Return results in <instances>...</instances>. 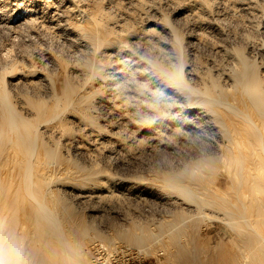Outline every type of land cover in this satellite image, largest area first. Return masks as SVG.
<instances>
[{
    "label": "rangeland",
    "instance_id": "1",
    "mask_svg": "<svg viewBox=\"0 0 264 264\" xmlns=\"http://www.w3.org/2000/svg\"><path fill=\"white\" fill-rule=\"evenodd\" d=\"M256 107L264 0H0V264H74L63 233L89 264H264L234 202Z\"/></svg>",
    "mask_w": 264,
    "mask_h": 264
},
{
    "label": "bare ground",
    "instance_id": "2",
    "mask_svg": "<svg viewBox=\"0 0 264 264\" xmlns=\"http://www.w3.org/2000/svg\"><path fill=\"white\" fill-rule=\"evenodd\" d=\"M240 71V70H239ZM179 73V72H178ZM239 73V72H238ZM173 75H171L170 74V76H171V78L173 79L174 78V76L176 75V77H177V75L178 74H175V73H172ZM235 74H236V72H235ZM251 73H249L248 71H246L245 69H242L241 70V72L239 73V75H240V77L239 78H241V79H239L238 77H237V79H239V80H236V81H238V83H239V85H241V89L240 90H242L241 91V93L242 92H244V93H247V96L249 97V101L252 103V104H256V106L258 105V103H259V101H260V95L259 94H257V93H255L254 91H253V89L252 88H254L253 86H252V81H253V77H254V75H250ZM180 75V74H179ZM238 75V76H239ZM173 76V77H172ZM182 79V78H181ZM180 79V76H179V81L181 80ZM236 79V78H235ZM177 81V80H176ZM234 83H235V80H234ZM236 84V83H235ZM234 84V85H235ZM215 85H217V84H215ZM237 86V85H236ZM216 88H217V86H216ZM239 89V88H238ZM220 90V89H219ZM239 90V91H240ZM223 92V91H222ZM221 92V93H222ZM243 93V94H244ZM243 94H241V100H243L242 99V97H243ZM246 95V94H245ZM210 97V96H209ZM248 97H247V99H248ZM213 97H211V101L213 100L212 99ZM214 99H218L219 100V97L218 98H214ZM220 99H222V98H220ZM223 100V99H222ZM219 101H221V100H219ZM224 101V100H223ZM222 101V102H223ZM226 101V100H225ZM224 101V103H226ZM244 101H245V99H244ZM215 102V101H214ZM218 102V101H217ZM216 102V103H217ZM247 102V101H246ZM220 103V102H219ZM227 103H229V102H227ZM243 103V102H242ZM245 103V102H244ZM228 105V104H227ZM248 105V104H247ZM260 105V104H259ZM258 105V106H259ZM261 107V106H260ZM260 107H256V108H259L258 109V111H259V113H260V111H262L263 110V108H261L260 109ZM263 112H264V110H263ZM217 113H219V112H216V115H217ZM262 113V112H261ZM223 117H224V115H223ZM252 118L250 117V119L249 120H251ZM219 121V120H218ZM252 121H254L253 119H252ZM226 123V122H225ZM253 123V122H252ZM227 124V123H226ZM239 124H240V122H239ZM238 124V125H239ZM236 126V125H235ZM235 126H234V128H235ZM262 126V125H261ZM260 126V127H261ZM228 127V126H227ZM221 128V127H220ZM237 128H239V126L237 127ZM236 128V129H237ZM258 128V130H259V127H258V125H256V129ZM229 129H230V131H231V128L229 127ZM228 129V130H229ZM255 129V130H256ZM221 130V129H220ZM258 130H256L257 132H259L260 134H258L259 136H260V138H261V136L263 135V134H261V132L260 131H258ZM229 131V132H230ZM230 135H231V132H230ZM235 136V135H234ZM233 136V137H234ZM231 137H232V135H231ZM246 137V136H245ZM248 139V138H247ZM247 139H246V143H247ZM263 139V138H262ZM228 142V141H227ZM245 142V141H244ZM243 142V143H244ZM251 143H252V141H250ZM229 143V142H228ZM250 143V145L251 146H253L252 144ZM262 144V143H261ZM245 145V144H244ZM260 146H262V145H260ZM233 147V146H232ZM235 148V147H234ZM236 149V148H235ZM249 149L251 150V148L249 147ZM232 150H233V148H232ZM229 153V152H228ZM244 153V152H243ZM228 156V155H227ZM227 158V157H226ZM259 158H262L263 160H264V155H260V153H257V151H256V153H253V151L252 152H250V153H245V156H244V159H245V161H246V163L243 165V167L241 168V169H239V172H238V174L236 175V177H238V189H237V193H236V196H235V198H234V202L235 203H237L236 205H237V208H238V212L240 213V214H242V216L245 218V220H246V222H249L250 223V225H251V228L257 233V236L260 238V239H262L263 241H264V173L262 172V170H261V168H260V166H257L256 165V163H257V160L259 159ZM236 159V158H235ZM234 160V159H233ZM238 161H235V163H237ZM240 162H241V160H240ZM232 163H233V161H232ZM231 164V163H230ZM262 164V163H261ZM242 166V165H241ZM168 174H169V172H168ZM236 174V173H235ZM165 177H167V178H165ZM163 178H165L164 180H165V183H166V181H167V184L170 186V187H173V188H175V189H177V188H180V187H182L183 188V185L182 186H180V184H178V183H176V179H175V176L171 173V175H165ZM180 190H181V188H180ZM183 191V190H182ZM232 204H233V202H232ZM235 205V206H236ZM233 207V206H232ZM229 209V210H228ZM227 209V211H230V208H228ZM233 209H231V211H232ZM231 211H230V213H231ZM234 211V210H233ZM232 211V212H233ZM236 214H238V213H236ZM239 215V214H238ZM50 219L51 217H47V219ZM48 219V221L50 222V221H52L53 219H51V220H49ZM17 223V222H16ZM50 223H53V221L52 222H50ZM77 224V223H76ZM75 225V224H74ZM78 225V224H77ZM80 225V224H79ZM87 224H82L81 225V227L79 226V234H80V236H87V234L90 232L89 231V228H88V225L86 226ZM70 226H72L73 227V225H70ZM85 226V227H84ZM92 226V225H91ZM15 227V226H14ZM21 227V226H20ZM72 227H71V229H72ZM78 227V226H77ZM87 227V228H86ZM74 229H75V227H74ZM88 229V230H87ZM92 230V229H91ZM93 230H94V228H93ZM88 231V232H87ZM75 233V232H74ZM78 233V232H77ZM13 234V233H12ZM63 234H65V233H63ZM61 235L62 237H64L65 236V238L67 237L66 235ZM120 235V234H119ZM13 237H14V234L12 235ZM54 237L56 236V235H53ZM57 236H60V235H57ZM60 236V237H61ZM53 237V239H54V241H55V238ZM61 237V238H62ZM133 237V236H132ZM60 238V239H61ZM65 238H62V239H64V242L65 243H63V247H62V239H61V241L62 242H60V239H59V242H60V244H61V246H59V248L61 247V250L60 251H62L63 252V257H64V260H66L65 259V257H67V253L69 252V255L68 256H70V258L72 259V258H74L73 259V261H74V264H89L88 263V261L85 259V257H83L80 253H79V249L77 250V247H75L76 246V243H74V245L75 246H73V242L71 243L70 242V244L68 243V241L66 242V240H65ZM10 239V238H9ZM58 239V238H57ZM74 239V238H73ZM84 239V238H83ZM83 239L81 240V238H79L78 239V241H83ZM144 237H143V235L142 234H137V235H135V237H133V240H134V242L136 243V244H140V243H142L143 241H144ZM69 240V239H68ZM108 239H106V241H107ZM110 241V240H109ZM77 242V241H76ZM110 242H112V241H110ZM18 243V245H19V242H17ZM69 244V245H68ZM81 244V243H80ZM8 245H9V243H8ZM54 245H55V243H54ZM56 245H57V243H56ZM56 245H55V247H56ZM64 245H66L67 246V248H66V251L67 250H70V251H68L67 253H65L66 251L64 250L65 249V246ZM10 246V245H9ZM13 246V245H12ZM58 247V246H57ZM20 248V247H19ZM52 248H53V245H52ZM10 249H11V246H10ZM63 249V250H62ZM58 250V249H57ZM56 250V251H57ZM20 251V250H19ZM52 251V250H51ZM59 251V250H58ZM62 252H61V254H62ZM65 253V254H64ZM56 255V254H55ZM54 255V256H55ZM66 255V256H65ZM62 256V255H61ZM15 257V256H14ZM257 257V256H256ZM12 258H13V256H12ZM56 258V257H55ZM13 260V259H12ZM54 261V260H53ZM72 261V262H73ZM254 261H255V259H254ZM60 262V261H59ZM64 263H65V261H63ZM69 262H71L70 261V259H69ZM76 262H78V263H76ZM5 264V263H4ZM7 264V263H6ZM9 264V263H8ZM10 264H24L23 263V260H20V259H16V258H14V260L10 263ZM240 264H247L246 263V260L245 259H243L241 262H240Z\"/></svg>",
    "mask_w": 264,
    "mask_h": 264
}]
</instances>
